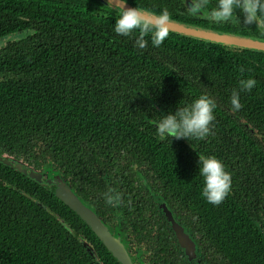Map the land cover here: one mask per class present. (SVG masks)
<instances>
[{
	"label": "trees",
	"instance_id": "1",
	"mask_svg": "<svg viewBox=\"0 0 264 264\" xmlns=\"http://www.w3.org/2000/svg\"><path fill=\"white\" fill-rule=\"evenodd\" d=\"M127 2L158 15L167 9L169 19L194 26L264 39V29L245 25L242 18L217 26L206 13L191 16L185 0ZM215 3L209 0V7ZM117 18V10L102 0H0V39L23 35L0 48V154L37 170L53 166L66 179L80 177L81 189L100 193L103 206H108L103 194L109 189L104 179L109 158L118 167L111 173L122 172L123 192L134 189L127 177L135 172L133 165L154 171L152 186L198 217L197 228L212 257L230 264H264V54L172 32L159 47L145 37L149 42L141 50L134 38L115 34ZM248 77L257 85L240 93L242 108L233 112L231 91ZM199 94L217 105L209 137L186 139L190 145L159 138L158 116ZM198 151L215 155L231 173L230 194L220 205L200 195ZM0 176L35 195L76 232L75 237L49 212L29 203L42 215L39 223L29 220L26 236L25 219L14 204L13 245L0 250V264H58L51 249L37 250L32 231L45 234L51 246L58 238L61 253L68 249L72 254V264L79 251L83 264H96L79 237L92 243L105 264H119L90 227L45 187L1 163Z\"/></svg>",
	"mask_w": 264,
	"mask_h": 264
},
{
	"label": "flooded vegetation",
	"instance_id": "2",
	"mask_svg": "<svg viewBox=\"0 0 264 264\" xmlns=\"http://www.w3.org/2000/svg\"><path fill=\"white\" fill-rule=\"evenodd\" d=\"M185 2L187 10L189 11L188 0H185ZM166 140L171 143V141H169L170 139ZM121 155H124V152H121ZM46 166L48 165H44L38 170H43ZM117 168L118 167L111 165L110 158L107 166L104 167V174L106 176L104 179L107 182V187L114 189L120 196V203L115 207L103 206L104 204L98 200L100 199V193H98V195H92L89 190H82V179L80 177L70 175L67 180L71 183L72 187L75 185L76 188L78 187L77 189L81 190L80 196H82L84 200L91 201L93 204L92 206H94L96 211L108 223L112 230L116 232L119 231L122 234L124 240L130 245L131 258L135 264H230V261L222 260L220 257H212V251L204 248L206 242L197 228L198 217L192 214H186V211L182 206H175L170 195V197H167L157 187L152 186V177H154L152 174L154 171H147L145 168H137L136 165H133L135 172L127 175V177H130L131 180L129 182L134 185V189L132 191L125 190L123 192L121 191L123 189L122 172L116 176L111 173ZM141 175H143L144 179H142ZM1 184L7 186L10 190L17 191L20 195L13 197L5 189L1 188ZM73 188L75 189V187ZM18 189L19 188H17L16 185H11L7 180H4L3 177L0 176L1 251L9 249L13 245L9 235L13 227V220H17L16 216L13 217L15 206H19L22 211L20 217L25 219L23 225L26 228V236L29 234L30 230L29 220L39 223L40 215H42L39 210L33 208L29 203H34L44 210V208L34 202L31 198L21 194ZM44 189L53 193L50 189ZM184 191L185 189H183V192ZM128 193H131V196H127ZM27 194L37 198L31 193ZM157 197L163 198L167 202L171 211L174 213L175 221L180 225L181 229L190 231L192 238L198 246L196 249L197 252H195L193 257L187 256L182 250L181 245L177 241L175 231L172 229L171 224L168 222L166 215L161 209L162 203L156 200ZM14 199L16 201L15 203ZM26 199H28V201H26ZM14 204L15 206L13 207ZM189 212H192V210ZM34 234H36V237L33 241L31 240V242L38 243L37 250H40L42 249V246H45L46 249L52 250V255L58 264H72L68 259L69 256L72 257V254L68 252V249L61 253V246L58 245V238L54 239L55 243L51 246L52 243L49 240L44 239L45 234H39L38 232L32 231L33 236ZM52 235L53 234H50V237ZM44 241L46 244H44ZM90 257L92 258L93 263L99 264L91 255ZM73 260L76 264H83L81 251L75 252ZM101 261L105 264L102 259Z\"/></svg>",
	"mask_w": 264,
	"mask_h": 264
},
{
	"label": "clouds",
	"instance_id": "3",
	"mask_svg": "<svg viewBox=\"0 0 264 264\" xmlns=\"http://www.w3.org/2000/svg\"><path fill=\"white\" fill-rule=\"evenodd\" d=\"M126 3L127 0H118V4L113 6L118 14L113 25L115 34L134 38L135 47L141 50L147 46L149 39L153 47H159L168 35L167 9L162 10L158 18L150 23L141 9L125 8L123 5ZM188 9L191 16L206 13L207 19L217 26L232 23L234 19L240 23L242 18L245 25L255 24L264 29V0H216L212 7H209V0H194V2L189 0ZM256 85L257 80L253 77L238 81L229 98L233 112L242 108L240 93L251 92ZM216 107V103L209 95L199 94L190 103L177 105L174 112L169 111L167 114L159 115V119L154 122L156 135L161 139L184 138L191 143L204 141L214 127ZM197 163L198 175L202 179L200 195L207 203L213 206L220 205L230 194L231 173L215 155L199 152ZM103 195L106 205L111 207L119 205L120 196L114 189L109 188ZM63 228L69 233L72 231L67 222L63 224Z\"/></svg>",
	"mask_w": 264,
	"mask_h": 264
},
{
	"label": "water",
	"instance_id": "4",
	"mask_svg": "<svg viewBox=\"0 0 264 264\" xmlns=\"http://www.w3.org/2000/svg\"><path fill=\"white\" fill-rule=\"evenodd\" d=\"M102 1L112 8L118 4V0ZM187 3L189 4V0ZM123 7L135 8L136 6L127 2L125 5H123ZM137 8L141 9L139 7ZM141 10L145 14L146 20L150 23L154 22L159 16L156 13L144 9ZM204 14L199 16L203 17ZM167 29L168 32L176 33L199 41L229 48L250 50L264 54V39L262 38L226 33L214 29L194 26L172 19H169ZM244 123L250 130L257 134L250 123ZM180 140L187 142L190 145L186 139L181 138ZM0 163L26 176L33 182L52 190L58 199L67 205L78 217L84 221L86 225L90 227L98 239L104 244V246L120 264H135L131 258L130 245L124 240L122 234L119 231L116 232L110 228L108 223L99 215L96 209L77 193V191L72 187L71 183L59 170H56L52 166H46L43 170H37L34 168V166H31L28 163H25L9 154H0ZM18 191L39 204L42 208H44V210L53 215L62 225L66 222L62 217L50 210V208H48V206H46L41 200L30 196L23 190L18 189ZM156 200L162 203L161 209L166 215L168 222L171 224L172 229L175 231L177 241L181 245L182 250L187 256L193 257L195 252H197L196 249L198 246L195 240L192 238L190 231L181 229L180 225L175 221L174 213L171 211L170 206L163 198L157 197ZM70 233L76 235V232L73 229ZM78 239L80 244L87 250V252L99 264H103L92 243L82 237H79Z\"/></svg>",
	"mask_w": 264,
	"mask_h": 264
},
{
	"label": "rangeland",
	"instance_id": "5",
	"mask_svg": "<svg viewBox=\"0 0 264 264\" xmlns=\"http://www.w3.org/2000/svg\"><path fill=\"white\" fill-rule=\"evenodd\" d=\"M23 35H16V36H13V37H8V38H2L0 39V48L5 46L6 43L10 40H14V39H17V38H21Z\"/></svg>",
	"mask_w": 264,
	"mask_h": 264
}]
</instances>
